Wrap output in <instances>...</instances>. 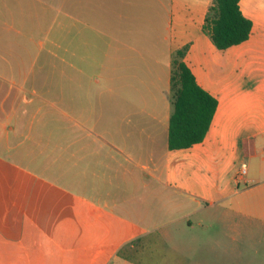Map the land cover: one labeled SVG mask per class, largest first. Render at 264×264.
<instances>
[{"label": "crops", "instance_id": "crops-1", "mask_svg": "<svg viewBox=\"0 0 264 264\" xmlns=\"http://www.w3.org/2000/svg\"><path fill=\"white\" fill-rule=\"evenodd\" d=\"M211 4L0 0V188L28 210L0 228V264H201L264 240L244 232L264 229V21L219 51ZM183 48L218 104L201 143L170 150Z\"/></svg>", "mask_w": 264, "mask_h": 264}, {"label": "trees", "instance_id": "trees-1", "mask_svg": "<svg viewBox=\"0 0 264 264\" xmlns=\"http://www.w3.org/2000/svg\"><path fill=\"white\" fill-rule=\"evenodd\" d=\"M240 0H213L203 25L213 45L224 51L247 41L252 22L240 9ZM186 48L173 58L171 75L172 114L169 122L170 150L186 149L201 143L217 109V99L203 90L183 62Z\"/></svg>", "mask_w": 264, "mask_h": 264}, {"label": "rangeland", "instance_id": "rangeland-1", "mask_svg": "<svg viewBox=\"0 0 264 264\" xmlns=\"http://www.w3.org/2000/svg\"><path fill=\"white\" fill-rule=\"evenodd\" d=\"M241 10L245 17L254 19L259 25L264 21V0H244ZM205 34L208 35L206 32ZM215 54L217 63L213 64L214 72L212 77L215 81H219L218 51ZM227 56L228 60H230L231 55ZM230 74L231 71L228 70V75ZM241 166L242 163L239 164V167ZM13 196L16 197L17 194H13L7 186L3 185L0 188V228L9 236L16 235L23 214L28 212L27 209L7 207L8 204H11L10 200H13ZM244 232L250 235L253 233L262 235L264 229L262 227L252 228L251 226H245ZM255 250L257 252H254ZM195 258L201 264H264V240L259 239L255 244L250 238L245 240L242 243V252H195Z\"/></svg>", "mask_w": 264, "mask_h": 264}, {"label": "built area", "instance_id": "built-area-1", "mask_svg": "<svg viewBox=\"0 0 264 264\" xmlns=\"http://www.w3.org/2000/svg\"><path fill=\"white\" fill-rule=\"evenodd\" d=\"M244 174H245V169L242 168L241 171L239 172V176H242V175H244Z\"/></svg>", "mask_w": 264, "mask_h": 264}]
</instances>
